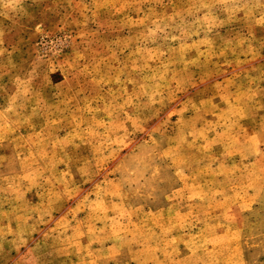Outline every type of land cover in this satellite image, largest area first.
I'll use <instances>...</instances> for the list:
<instances>
[{
    "label": "rangeland",
    "instance_id": "374dc122",
    "mask_svg": "<svg viewBox=\"0 0 264 264\" xmlns=\"http://www.w3.org/2000/svg\"><path fill=\"white\" fill-rule=\"evenodd\" d=\"M0 264H264V0H0Z\"/></svg>",
    "mask_w": 264,
    "mask_h": 264
}]
</instances>
